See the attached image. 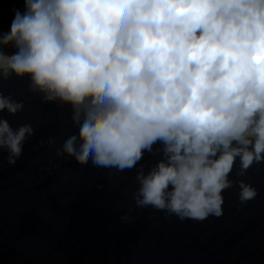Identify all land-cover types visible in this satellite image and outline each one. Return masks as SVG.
Wrapping results in <instances>:
<instances>
[{"label": "clouds", "instance_id": "9594fccd", "mask_svg": "<svg viewBox=\"0 0 264 264\" xmlns=\"http://www.w3.org/2000/svg\"><path fill=\"white\" fill-rule=\"evenodd\" d=\"M12 74L72 106L79 137L58 157L125 170L164 144L166 160L138 176V206L219 217L236 158L241 175L264 162V0H25L0 33V80ZM5 109L23 104L0 93ZM33 134L0 119L9 166ZM239 186L242 202L256 197Z\"/></svg>", "mask_w": 264, "mask_h": 264}, {"label": "water", "instance_id": "95a60500", "mask_svg": "<svg viewBox=\"0 0 264 264\" xmlns=\"http://www.w3.org/2000/svg\"><path fill=\"white\" fill-rule=\"evenodd\" d=\"M0 93L23 104L0 119L34 131L15 166L0 151V264H264V162L241 175L236 158L223 215L181 220L137 204L138 176L166 160L162 142L131 169L82 165L56 154L79 137L71 105L46 102L27 75L0 80ZM241 181L254 199L241 201Z\"/></svg>", "mask_w": 264, "mask_h": 264}, {"label": "trees", "instance_id": "16d2710c", "mask_svg": "<svg viewBox=\"0 0 264 264\" xmlns=\"http://www.w3.org/2000/svg\"><path fill=\"white\" fill-rule=\"evenodd\" d=\"M16 10L21 13L25 10V0H0V20L9 15H15Z\"/></svg>", "mask_w": 264, "mask_h": 264}, {"label": "rangeland", "instance_id": "374dc122", "mask_svg": "<svg viewBox=\"0 0 264 264\" xmlns=\"http://www.w3.org/2000/svg\"><path fill=\"white\" fill-rule=\"evenodd\" d=\"M13 18H14L13 15H9L7 18H2L0 20V33H7L11 30V24H12ZM15 51L16 49L11 45L4 47V52L8 55L14 54Z\"/></svg>", "mask_w": 264, "mask_h": 264}]
</instances>
